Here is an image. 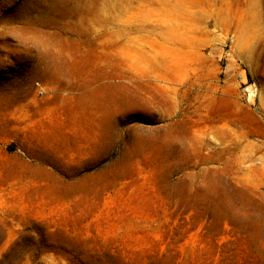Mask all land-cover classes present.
Masks as SVG:
<instances>
[{
  "label": "rangeland",
  "instance_id": "obj_1",
  "mask_svg": "<svg viewBox=\"0 0 264 264\" xmlns=\"http://www.w3.org/2000/svg\"><path fill=\"white\" fill-rule=\"evenodd\" d=\"M0 264H264V0H0Z\"/></svg>",
  "mask_w": 264,
  "mask_h": 264
}]
</instances>
